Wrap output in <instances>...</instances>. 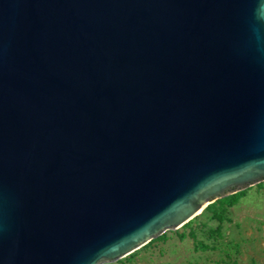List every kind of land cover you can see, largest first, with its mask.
I'll use <instances>...</instances> for the list:
<instances>
[{
  "label": "water",
  "instance_id": "obj_1",
  "mask_svg": "<svg viewBox=\"0 0 264 264\" xmlns=\"http://www.w3.org/2000/svg\"><path fill=\"white\" fill-rule=\"evenodd\" d=\"M264 181V0H0V264L113 262Z\"/></svg>",
  "mask_w": 264,
  "mask_h": 264
},
{
  "label": "rangeland",
  "instance_id": "obj_2",
  "mask_svg": "<svg viewBox=\"0 0 264 264\" xmlns=\"http://www.w3.org/2000/svg\"><path fill=\"white\" fill-rule=\"evenodd\" d=\"M237 194L234 204L217 199L178 229L101 264H264V181Z\"/></svg>",
  "mask_w": 264,
  "mask_h": 264
},
{
  "label": "trees",
  "instance_id": "obj_3",
  "mask_svg": "<svg viewBox=\"0 0 264 264\" xmlns=\"http://www.w3.org/2000/svg\"><path fill=\"white\" fill-rule=\"evenodd\" d=\"M238 197H239V194L236 193V194H232L228 197L223 198V200L226 201L228 203V205H232L235 203V201L237 200ZM189 236L192 237L194 240L196 239V236L193 232H190ZM184 237L185 236L182 235V238H184Z\"/></svg>",
  "mask_w": 264,
  "mask_h": 264
}]
</instances>
